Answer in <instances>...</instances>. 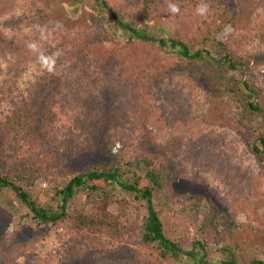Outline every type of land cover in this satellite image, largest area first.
I'll list each match as a JSON object with an SVG mask.
<instances>
[{
	"label": "trees",
	"instance_id": "trees-1",
	"mask_svg": "<svg viewBox=\"0 0 264 264\" xmlns=\"http://www.w3.org/2000/svg\"><path fill=\"white\" fill-rule=\"evenodd\" d=\"M22 1L0 0V109L4 102L14 105L18 80L34 69L33 80L25 89L32 99L21 100L15 111L1 114L0 143L13 147V139L21 131L33 128L37 149L18 158L5 155L0 148V190L12 192L29 211L33 223L65 230L73 260L88 250L110 253L131 234L128 212L132 204L126 197L112 198L110 191L116 187L144 208L139 245L145 255L137 264H240L238 259L252 250L243 249L242 233L247 229L264 233V199L256 197L258 183L250 168L235 164L227 155L223 138L198 128L192 104L182 92L158 82L154 63L169 58L204 63L207 85L215 95L226 99L239 95L231 103L240 124L249 117L263 116L261 90L233 75L236 71L241 74L240 67L247 62L232 56V41H220L216 36L240 19L238 3L264 0H64L70 8L77 4L87 7V22H82L81 32L60 25L64 19L56 23L49 6L28 14L16 13ZM170 3L176 4L179 12H170ZM202 4L207 5L203 14L199 11ZM160 19H177L190 31L189 36L171 37L167 28L155 36L152 26ZM54 23L58 24L56 29ZM51 35L58 39L51 42ZM29 44H35L36 50ZM40 54L55 55L53 72L42 67ZM175 67L179 66L169 65L168 69ZM19 95L23 97V92ZM150 120L160 128L182 132L186 162L193 169L223 179L234 190L233 213L226 208L217 210L210 202L209 218L198 225L190 249L165 232L155 200L167 190L168 182L161 160L148 152L126 164L115 160L91 165L68 178L53 194L44 195L43 203L34 200L36 178L49 170L54 151L77 158L94 154L99 147L106 156L114 157L111 147L115 141L124 146L129 137L124 132L146 130ZM32 142L26 143L34 149ZM257 143L251 145V152L259 154L264 163V135ZM132 163L144 168V175L124 178L122 170ZM79 194L85 197V206L75 208L73 201ZM240 215L256 221L255 227L237 222ZM205 224L222 237L212 261L207 259L210 247L203 239ZM261 252L264 254V249ZM249 264H264V259H253Z\"/></svg>",
	"mask_w": 264,
	"mask_h": 264
},
{
	"label": "rangeland",
	"instance_id": "rangeland-1",
	"mask_svg": "<svg viewBox=\"0 0 264 264\" xmlns=\"http://www.w3.org/2000/svg\"><path fill=\"white\" fill-rule=\"evenodd\" d=\"M19 5L16 10V13L19 14H28L33 10H42L49 6L53 8L50 11V16L55 22L60 19L66 20L60 25L64 24V27L69 30L81 32L84 28L82 22H87L85 4H77L75 8H70L64 3V0H23ZM238 5L240 6V19L232 26L227 25L216 36V39L224 42L232 41V56L247 62L243 67H240L241 74L239 71L233 73L235 79L252 82L255 88L261 90V96L264 97V63H260L264 60V2H250L244 5L238 3ZM56 23L53 25L55 29L58 26ZM183 26V23L177 19H160L155 23V26H152V32L154 31L155 36H159L160 31L167 28L171 37L189 36L190 31ZM55 29L52 32L56 31ZM42 31L44 30L42 29ZM45 33L42 32V34ZM56 39L58 38L55 35L48 38L51 42ZM211 55L215 58L213 53ZM154 64L156 65L154 77L158 82L161 85L165 83L166 88L182 92L183 96L192 104L191 112L193 118L196 119L198 128L213 137L223 138L222 147L231 160L239 166L250 168L255 182L258 183L256 197L260 200L264 199V163L260 162L259 154L255 155L251 152V145L258 144V137L264 135V115L249 117L244 125L240 124L231 103L239 95L234 94L236 97L231 95L227 99L215 95V91L213 92L212 88L210 89L207 85L208 79L203 73L204 63L175 62L169 58L167 62L163 59L159 64L156 62ZM175 64L179 67L168 69L169 65L173 67ZM2 69L3 63L0 62V77ZM34 71V69L28 70L18 80L14 91V105L6 102L2 104L0 122L4 121V118L1 117L2 113L9 114L8 110L15 111L21 104V100L32 99V95L25 92V89L31 84ZM137 76L139 75L137 74ZM20 92H23V97H20ZM133 118L131 117V120ZM125 129H128V126ZM80 132L86 137L88 136L86 130ZM124 133L129 134L124 146L119 141H115L111 147L114 157L106 156L99 147L95 150L96 153L79 155L77 158L65 157L61 152L54 151L53 157L50 159L49 170L36 178L37 192L32 195L34 200L37 203H43L44 195L53 194L55 188H60L68 178L86 171L91 165L100 166L115 160L126 164L141 158L148 152L160 159L164 165L163 173L168 187L166 191L159 194L155 203L165 232L172 240H179L182 244L187 245L185 248L190 249L189 244L195 237L198 225L200 222H204V219L209 218V212L212 210L210 202H213V206L217 210L226 208L229 209V213H233V187L211 173L193 169L186 162L182 132H176L166 127L160 128L155 121L150 120L146 130L137 129L136 132ZM19 135L16 140L13 138L8 140L10 142L11 139L14 140L13 147L0 143L2 153L19 158L31 154L37 149L36 141H34L35 129L27 128ZM2 136L3 134L0 132V137ZM28 140L33 141L34 149L26 143ZM88 142L85 141L84 144ZM116 144H119L120 147L116 152H113ZM122 172L124 178L132 179L135 175H144L145 170L132 163L127 165ZM41 190L44 191L41 192ZM110 194L114 199L126 197L131 202L132 207L128 212L133 226L131 234L110 253L100 254L88 250L82 258L73 260L68 254L70 244L65 230H55L49 225L33 223L29 211L19 203L15 195L5 189L0 190V264L140 263L145 255L139 245L140 225L145 217L144 208L139 203L133 202L132 196L119 188L114 187ZM190 197L199 200L194 201ZM84 198L81 194L77 195L74 198L73 207L83 206ZM261 214H264V208L261 210ZM244 217V215L238 216L237 222L245 223L248 228L255 227L256 221L251 219L248 221ZM203 232V239L208 242L210 247L207 259L212 261L214 256L218 255L217 248L222 245V237H219L215 230L207 224H205ZM242 236L243 249L252 248V250L251 254L244 252L238 259L240 264H249L253 259H264V254L261 252L264 249V233L247 229L242 233Z\"/></svg>",
	"mask_w": 264,
	"mask_h": 264
},
{
	"label": "clouds",
	"instance_id": "clouds-1",
	"mask_svg": "<svg viewBox=\"0 0 264 264\" xmlns=\"http://www.w3.org/2000/svg\"><path fill=\"white\" fill-rule=\"evenodd\" d=\"M170 12H172L173 14L179 12V7L176 4L170 3L168 5ZM207 10V5L206 4H202L199 7V11L200 13H204ZM28 47L32 50H36V45L35 44H29ZM39 61L42 65V67L44 69H46L48 72H53L55 69V65H56V57L55 55L53 56H45L43 54H40L39 56ZM120 145L116 144V146L113 148V152H116L119 149Z\"/></svg>",
	"mask_w": 264,
	"mask_h": 264
}]
</instances>
